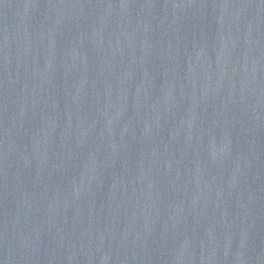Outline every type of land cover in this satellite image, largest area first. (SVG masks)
Wrapping results in <instances>:
<instances>
[{"label": "water", "instance_id": "water-1", "mask_svg": "<svg viewBox=\"0 0 264 264\" xmlns=\"http://www.w3.org/2000/svg\"><path fill=\"white\" fill-rule=\"evenodd\" d=\"M0 264H264V0H0Z\"/></svg>", "mask_w": 264, "mask_h": 264}]
</instances>
